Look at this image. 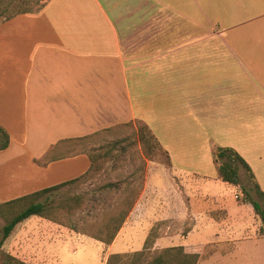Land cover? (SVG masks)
I'll use <instances>...</instances> for the list:
<instances>
[{"label": "crops", "instance_id": "0c3cea01", "mask_svg": "<svg viewBox=\"0 0 264 264\" xmlns=\"http://www.w3.org/2000/svg\"><path fill=\"white\" fill-rule=\"evenodd\" d=\"M134 121L150 129L167 167L148 164L111 244L92 239L100 264L141 251L153 224L168 219L179 228L191 222L182 235L154 234L152 250L180 246L198 255L196 264H264L259 221L249 203L229 204L214 191L229 184L212 157L231 148L264 192V0H43L0 24V129L8 136L0 194H19L14 200L82 176L89 160L78 139ZM47 155L52 160L39 164ZM155 166L174 194L166 204L148 188ZM40 221L47 234L27 235L24 244L41 242V254H9L64 264L61 244L84 236Z\"/></svg>", "mask_w": 264, "mask_h": 264}, {"label": "rangeland", "instance_id": "374dc122", "mask_svg": "<svg viewBox=\"0 0 264 264\" xmlns=\"http://www.w3.org/2000/svg\"><path fill=\"white\" fill-rule=\"evenodd\" d=\"M260 1V0H259ZM43 0H0V10L3 7H7V9L13 13L16 9L24 8L31 10L32 12L37 11L36 7L34 6L35 3L42 4ZM5 22L3 18H0V24ZM141 127L137 121L128 122L123 125L116 126L107 131H99L89 138L80 142L79 149L85 152H89L90 150L95 149L94 154H101L102 150H97L102 145H106L107 143L114 142L116 140H124L128 139L129 142L131 141L133 145L127 149L124 154H119L118 150L112 151V155L117 156L116 161H110L109 158L106 160L99 159L95 163V167L92 168L88 174L81 178L79 181L72 185L65 186L58 191L50 193L38 201L44 202L45 198L46 201L51 202V205H56L58 202L64 198V196H72L77 194H82L83 204L82 208H76L73 210L72 215L70 216V221L78 225L81 229L85 231H96L98 229H102L104 224L111 218L113 214L116 213L118 210L119 202L118 201V192L117 191H109L108 193L97 192L94 191L95 189L99 188L104 183L115 182L117 180H123L124 183L121 184L122 189H126L125 192L122 193L123 196H127L130 199L136 193H138L139 187L142 185L145 180V174L147 171V166L160 165L167 167V161L162 151L154 150L151 152V156H149L150 161L147 160V157L144 154V149L139 143L137 139L136 131ZM3 141V137L0 134V143ZM97 150V151H96ZM104 151V149H103ZM146 160L144 162V158ZM233 165L237 168L238 173V187H234V185L230 186L231 184L226 185L223 183H216L214 187V191L223 195L227 201V203L235 202L236 200L239 202H244L245 200L251 199L257 202L261 209H264V202L259 200L258 196L255 193L253 188V181L249 179L247 173L244 169L237 163ZM155 166L154 169H151L148 173V188L155 189L157 191L156 198L153 200H157V203L166 204L170 201V199L174 197L172 191L170 190V183L168 182L169 179H166L164 173L161 172L162 167ZM141 176L143 178H141ZM126 181V182H125ZM7 181L5 179L0 180V184L2 186L5 185ZM127 183V186H126ZM129 184V186H128ZM213 185V184H212ZM237 185V186H238ZM244 190L242 193L241 190ZM2 190V189H0ZM142 190V189H141ZM141 192V191H140ZM241 192V193H240ZM17 193L13 194H0V202H5L7 200L15 198ZM234 195H237V199H234ZM139 196V195H138ZM137 197V196H136ZM7 199V200H6ZM138 199V197H137ZM30 200H26L22 204H19L15 207L14 212L16 213L19 211L23 206L27 205ZM133 209V208H132ZM137 211H135V221L137 220ZM87 214V216H86ZM11 216V214H7V210L0 209V237H1V228L5 223V217ZM82 216H86V218H82ZM257 220L260 224V233L263 234L262 228L263 224L259 217L255 215ZM44 221V220H43ZM83 221H87L86 223H81ZM27 223L22 222V224H18L16 227L18 231L15 235V232L11 233V235H15L13 238L12 244L8 243L7 240L10 236L5 240L2 251L5 253H10L9 248L12 250H19L17 252L23 255H29L33 252V248L36 249L37 256L40 253L41 242L37 243L34 239L32 243L29 245L25 242V236L30 234H35L36 232L42 235H46L47 232L40 230L39 223L40 218L32 216L29 217L24 221ZM29 222V223H28ZM191 221L187 219L185 223H183L182 227H177V221L173 219H168L162 222L154 223L152 226V233L153 234H164V233H183V231L188 227V224ZM63 227V226H62ZM62 229V235L64 234L66 237L67 235L73 236H81L83 238L78 237L74 240V242L66 241L65 243L61 244L59 248L60 252V259L64 264H100V254H101V246L99 243L94 242L91 238L86 235H82L71 231L65 227ZM41 231V232H40ZM129 232V227H126L120 235V239L116 243L115 249H118L117 246L122 244L121 239L126 236ZM126 233V234H124ZM34 237V235H33ZM9 242V241H8ZM70 243V244H69ZM10 244V245H9ZM69 244V245H68ZM11 246V247H8ZM134 247L137 246V236H134ZM31 247V249H29ZM27 248V249H26ZM154 250H150V252H154ZM30 252V253H29ZM129 254V253H126ZM108 257L105 258L104 264ZM127 260V259H123ZM40 264V260L37 261ZM113 262V261H112ZM112 264H126V262L120 263H112Z\"/></svg>", "mask_w": 264, "mask_h": 264}, {"label": "trees", "instance_id": "16d2710c", "mask_svg": "<svg viewBox=\"0 0 264 264\" xmlns=\"http://www.w3.org/2000/svg\"><path fill=\"white\" fill-rule=\"evenodd\" d=\"M35 5H37L36 10H38L42 6V4L38 5V3H35L34 6ZM27 13H32V11L27 9L26 7L16 9L13 13H11L7 9V7H3L0 10V18H3L4 21H7L17 15L27 14ZM137 122L141 124V127L136 131V134L139 143L144 149L143 156L145 155L147 157V160L150 161L149 156H151V152L154 150L155 151L159 150L163 152L165 158L167 159V153L160 147V145L158 144L156 138L153 136L150 129L145 124L139 121ZM0 133L3 137V141L0 143V150H2L5 149L8 145V136L2 129H0ZM90 136L80 138L78 139L79 141L78 140L77 141L80 144L81 141L89 138ZM132 145L133 143L131 141L129 142L128 139L116 140L114 142L107 143L106 145H102L100 148H98L97 150H102L101 154H94L96 148L90 150L89 152H85L77 148L81 150L82 153H84L89 160V168L82 176L52 187L41 189L39 191L16 198L14 200L0 203V209H5L7 210V214H11V216L9 215L8 217H5L4 220L5 223L1 228L0 264H27L21 261L20 259L10 255L9 253L3 252L2 246L5 240L9 237V235L15 228V226L31 216H36L45 219L57 225L63 226L76 233L86 235L91 239L103 243L104 245L111 244L114 238L116 237L118 231L122 227L123 223L125 222V219L131 212L137 200V197L142 189V185L139 187L138 193H136V195H134L132 199L122 195V193L126 191V189H122L121 187V184L124 183L123 180L104 183L99 188L92 191L93 193L95 191L108 193L109 191L112 190L118 192V201H117L119 202L118 210H116V213L113 214L111 218L104 224L102 229H98L96 231H85L83 230V227L80 229L77 224L72 223L70 221V216L72 215L73 210H75L76 208H82L83 199H84L82 194L66 196V197L64 196V198H62L56 205H51L50 204L51 202L46 201V198L44 202H40L38 200L46 195H49L50 193L58 191L59 189L65 186L72 185L77 181H79L81 178L85 177L88 174V172H90L92 168L95 167V163L97 162V160L99 159L106 160L107 158H109L110 161L113 162L116 161L117 156L112 155L111 152L112 151L116 152L118 150L119 154H124L127 151V149L130 148ZM146 157H143L144 162L146 160ZM212 157H213V162L217 168L218 178L222 182L234 186L238 185V173L236 166L233 165L234 163L239 164L248 174L249 179L253 180L252 175L250 174L249 168L246 165V163L231 148H215L212 152ZM51 160L52 157L47 155L41 160V162H39V164L45 165ZM141 178L143 177L141 176ZM253 188L259 200L264 202V192H262L255 183H253ZM241 191L242 193L245 194L243 189ZM26 200H30V202L27 205L23 206L16 213H13L15 207L19 204H22ZM244 202L249 203L251 205L254 214L257 215L261 220L263 224L262 232L264 235V209H261L260 205L251 199L247 198V200H245ZM86 216H82V218H86ZM86 222L87 221H83L81 223H86ZM154 239H155V235L152 232H150L144 241L143 248L141 251L129 253V254L109 255L105 264H112L113 262L114 263L126 262V264H196L199 258L198 255L186 254L184 253L183 248L180 246L164 248V249L155 250L154 252H150L153 246ZM123 259H127V260H123Z\"/></svg>", "mask_w": 264, "mask_h": 264}]
</instances>
